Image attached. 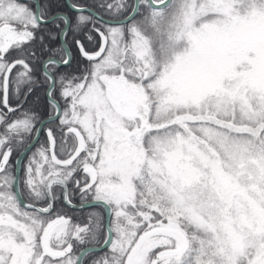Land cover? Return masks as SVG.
Listing matches in <instances>:
<instances>
[{"label": "snow or ice", "instance_id": "6c2138e0", "mask_svg": "<svg viewBox=\"0 0 264 264\" xmlns=\"http://www.w3.org/2000/svg\"><path fill=\"white\" fill-rule=\"evenodd\" d=\"M98 6L109 19L72 4L73 23L0 0V264H84L104 248L89 264H264V0ZM54 21L65 36L91 24L98 48L75 41L88 61L79 74L56 77L67 49L43 62L62 135L48 129L29 157L22 207L9 158L40 129L35 112L9 100L24 85L31 92L25 45ZM73 181L106 211L103 224L99 213L80 224L55 210V189L70 205Z\"/></svg>", "mask_w": 264, "mask_h": 264}, {"label": "trees", "instance_id": "16d2710c", "mask_svg": "<svg viewBox=\"0 0 264 264\" xmlns=\"http://www.w3.org/2000/svg\"><path fill=\"white\" fill-rule=\"evenodd\" d=\"M70 1L77 5L90 6L99 14L109 17L106 12H104L102 9L99 8L98 5L100 3V0H70ZM24 2H26L33 9V3L30 0H24ZM38 3H39V9L45 11L46 15H50L54 12H59V11L65 12L67 16H69L72 19L73 23L75 22V17L77 13L75 11L68 9L64 0H38ZM84 14H88V13H84ZM54 23L57 22L54 21L46 24L42 23L40 30L36 32V38L31 43L25 45V51L28 53V61L33 69L32 74L35 81L32 84L31 92H28L29 85H24L21 87L19 98L17 99L15 95H12L10 96V100H9L10 106L13 107H16L18 103L23 101V108L29 109L36 113L37 116L36 124L41 118H43V115L50 112L49 103L46 101L43 95V71L41 69V61L43 60V57L50 54H56V53L63 54L58 39V32L60 29L54 27ZM50 33L55 35V39L51 38ZM89 35L93 37L91 41L88 39ZM41 37H43V41H41ZM63 39L68 45L71 54V62L66 66H64L63 68L66 74H79L82 72L83 68L86 66L88 61L80 55L75 41L80 40L81 43L84 45L85 49L91 51L97 48L99 37L97 36L96 33L92 31V26L91 24H89L87 27L82 26V30H75L74 28L69 27L67 29V35L66 36L63 35ZM46 45L48 46L47 50L45 48ZM53 49H55V51H52ZM8 56L10 60L15 59L17 57V53L15 51H10ZM25 93H27L26 96ZM2 109L7 110L4 107H2ZM9 118L11 119L12 117L10 116ZM31 135L27 137L26 142L29 141ZM40 136L43 138V133ZM40 141L41 140H38L34 144V146L28 149L21 162V169L19 174V186L20 189L22 190L24 186L23 183L25 179L24 168L26 165L27 155H30V152L40 144ZM22 147L23 145L13 144V151L9 158V168L12 173H13L14 157ZM81 175L84 174L77 173L75 179H80ZM21 193L24 195L23 191H21ZM60 193H61V189L57 187L55 189V194L57 195L58 199L54 203V208L57 212L64 214L68 217H71V219L74 222H78L80 224L87 223L89 213H93V212L99 213L101 218V223L103 224L104 212L102 210V207L94 206V205L81 207V208L68 207L63 203ZM68 193L70 200L74 202H79L91 198L90 196L86 198H82L79 189L74 186V181L68 185ZM104 235H105V231L102 229L99 233V243L102 241ZM89 244H97V242L90 241L83 245H77L76 250L78 251L81 247ZM107 251L108 249L104 248L103 251L89 253L88 256L84 257V264H89L91 259L101 256L103 255L104 252Z\"/></svg>", "mask_w": 264, "mask_h": 264}, {"label": "flooded vegetation", "instance_id": "af4514ba", "mask_svg": "<svg viewBox=\"0 0 264 264\" xmlns=\"http://www.w3.org/2000/svg\"><path fill=\"white\" fill-rule=\"evenodd\" d=\"M21 1H24V0H21ZM31 2H32V0H30ZM38 1V0H37ZM33 3V2H32ZM74 4V3H73ZM68 7V6H67ZM31 8V7H30ZM69 9V8H68ZM73 11V10H72ZM60 12V11H59ZM55 13V12H54ZM53 14V13H52ZM51 15V14H50ZM67 15V14H66ZM63 26V25H62ZM59 32H60V30H59ZM59 32H58V39H59ZM63 41H64V39H63ZM64 43L66 44V42L64 41ZM59 45H60V47H61V51H62V53L63 54H60V53H56V54H50V55H47V56H45V57H43V62H44V60L47 58V57H49V56H54L55 58H57L58 60H63L64 58H65V56H64V48H63V46H62V44H61V42H60V40H59ZM66 47H67V50H68V52H69V57L71 58V54H70V49H69V47H68V45L66 44ZM98 47V46H97ZM78 48V47H77ZM97 49V48H96ZM96 49H94V50H96ZM94 50H91V51H94ZM79 51V50H78ZM89 51V50H88ZM80 53V52H79ZM81 55V54H80ZM42 61H41V65H42ZM88 63V62H87ZM87 65V64H86ZM64 66H66V65H64V64H61L60 65V67L58 68V70L56 71V77H57V79H58V77H59V75L60 74H66V72H65V70H64ZM41 69H42V66H41ZM43 71V95H44V98L46 99V101L49 103V98H48V96H47V93H46V89H47V86H48V84H49V82H48V80L45 78V76H44V70H42ZM31 87H32V85H31ZM58 87V86H57ZM53 96H54V98L57 100V101H59V103L61 104V106H63V100H61V98H60V96H59V94H58V92H54V94H53ZM0 98H1V93H0ZM2 107H3V104L2 103H0V111H7V110H4V109H2ZM11 107H13V106H11ZM49 107H50V112H48V113H46L45 115H43V117H46V116H48V115H51V114H53L54 113V108L52 107V105L49 103ZM49 122V123H48ZM38 123V122H37ZM36 126H37V124H36ZM48 129H51L52 130V132H53V135L56 137V139H57V141L59 142L60 141V139H61V135H62V133H61V131H60V126H59V118H58V116L56 117V118H54V119H50V120H47V121H45V122H43V124H42V126H41V129H40V131H39V134H38V136H37V139H36V141L34 142V144L38 141V140H41L40 141V144L38 145V146H41L42 144H45V142H46V140H47V130ZM43 133V138L40 136L41 134ZM33 134H34V132H33ZM33 134L31 135V137H30V139L32 138V136H33ZM30 139H29V141H30ZM28 141V142H29ZM27 142V143H28ZM34 144L32 145V146H34ZM31 146V147H32ZM38 146H36L35 148H37ZM30 147V148H31ZM34 148V149H35ZM28 151V150H27ZM26 151V152H27ZM25 152V153H26ZM25 153H24V155H25ZM24 155H23V157H24ZM32 155V153L30 154V155H27V161H28V159H29V157ZM15 158V157H14ZM22 160H23V158H22ZM26 161V162H27ZM13 164H14V162H13ZM20 169H21V164H20ZM13 174V173H12ZM19 174H20V172H19ZM24 176H25V168H24ZM75 177H76V175H75ZM18 186H19V179H18ZM19 190H20V192L21 191H23L24 192V195L22 194V196L24 197V198H26L27 197V192H26V189L24 188V186H23V190L22 189H20V186H19ZM61 194V193H60ZM89 199H91V198H89ZM27 200H28V197H27ZM86 200H88V199H86ZM82 201H84V200H82ZM72 202H74V201H72ZM80 202V201H79ZM93 205V204H92ZM67 206V205H66ZM88 206H90V205H88ZM84 207H86V206H84ZM73 208V207H72ZM79 208H81V207H79ZM102 210H103V208H102Z\"/></svg>", "mask_w": 264, "mask_h": 264}, {"label": "water", "instance_id": "95a60500", "mask_svg": "<svg viewBox=\"0 0 264 264\" xmlns=\"http://www.w3.org/2000/svg\"><path fill=\"white\" fill-rule=\"evenodd\" d=\"M65 1V3H66V5L68 6V8L70 9V10H73L72 8H71V5L73 4L70 0H64ZM32 2H33V10H36L37 8H39V3H38V1L37 0H32ZM80 6H84V7H87V8H89V9H91L92 11H95L92 7H90V6H87V5H80ZM74 11V10H73ZM95 12H97V11H95ZM56 13H61V14H66L65 12H55V13H53V14H56ZM98 13V12H97ZM99 14V13H98ZM52 15V14H51ZM99 15H101V14H99ZM101 16H103V15H101ZM105 19H109L110 17H106V16H103ZM59 40H60V42H61V44H62V46H63V48L64 49H67V47H66V44L64 43V41H63V34L61 33V31L59 32ZM98 48V47H97ZM67 53H68V56H69V52H68V50H67ZM48 58V57H47ZM46 58V59H47ZM45 59V60H46ZM57 59V58H56ZM44 60V61H45ZM42 70H44V68H43V61H42ZM48 90H49V84H48V86H47V89H46V93H48ZM47 96H48V94H47ZM1 98H2V93H1ZM48 98H49V96H48ZM56 115V113H55V110H54V113L53 114H51V115H48V116H46V117H43V118H41L39 121H38V123H37V128H39V129H41V126H42V124L43 123H41V122H45V121H47V120H50L49 118L50 117H53V116H55ZM38 134H39V132L37 133V132H35L34 131V134H33V136H32V138L30 139V141L28 142L29 144H30V147L34 144V142L36 141V139H37V136H38ZM29 147V148H30ZM28 148V149H29ZM23 149H24V146L18 151V153L16 154V156H15V158H14V164H13V175L14 176H17L18 178H19V172H20V164L21 163H17V160H18V157H20V159H21V161H22V158H23V155L21 156V152L23 151ZM27 149V150H28ZM26 150V151H27ZM25 153V152H24ZM13 191L14 192H17V194H18V196H19V198H20V201H21V206H23L25 203H27L28 202V200L26 199V198H24L22 195H21V192H20V190H19V186H18V189H17V187L16 186H14L13 187ZM61 199H62V201H63V203L65 204V205H67L68 207H73V208H79V207H81V204H82V202L84 203V206H88V205H92L91 203H89L88 201H90L91 199H88V200H84V201H80V202H72L71 201V204L69 205L68 203H66L65 201H64V199H63V195H62V190H61ZM83 206V207H84ZM103 212H104V219H103V223H104V221H105V218H106V216H107V213H106V211L103 209ZM106 234V233H105ZM105 236V235H104ZM104 238V237H103ZM101 244L103 243V239H102V241L100 242ZM95 246H97V244H89V245H85V246H83V247H81V248H88V247H95ZM79 251V250H78Z\"/></svg>", "mask_w": 264, "mask_h": 264}, {"label": "rangeland", "instance_id": "374dc122", "mask_svg": "<svg viewBox=\"0 0 264 264\" xmlns=\"http://www.w3.org/2000/svg\"><path fill=\"white\" fill-rule=\"evenodd\" d=\"M20 2L23 3V4H26L28 7H30L26 2L21 1V0H20ZM39 147H40V146H38L37 148H39ZM37 148H35L34 150H32V151L30 152V154L33 153V152H35ZM26 161H27V160H26ZM27 163H28V161L26 162L25 168H26V166H27ZM81 176H82V175H81ZM26 199H27V197H26ZM22 207H23V206H22Z\"/></svg>", "mask_w": 264, "mask_h": 264}]
</instances>
